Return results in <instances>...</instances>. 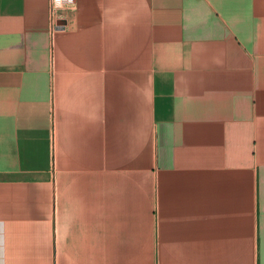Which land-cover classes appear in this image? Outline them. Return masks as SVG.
<instances>
[{
  "label": "crops",
  "instance_id": "crops-1",
  "mask_svg": "<svg viewBox=\"0 0 264 264\" xmlns=\"http://www.w3.org/2000/svg\"><path fill=\"white\" fill-rule=\"evenodd\" d=\"M0 0V264H264V0Z\"/></svg>",
  "mask_w": 264,
  "mask_h": 264
},
{
  "label": "built area",
  "instance_id": "built-area-1",
  "mask_svg": "<svg viewBox=\"0 0 264 264\" xmlns=\"http://www.w3.org/2000/svg\"><path fill=\"white\" fill-rule=\"evenodd\" d=\"M77 0H50L49 21L52 33L64 27L59 22L64 20L69 12L75 9Z\"/></svg>",
  "mask_w": 264,
  "mask_h": 264
}]
</instances>
